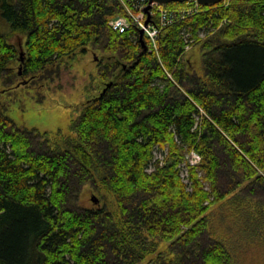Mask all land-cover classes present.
Listing matches in <instances>:
<instances>
[{
	"label": "trees",
	"instance_id": "1",
	"mask_svg": "<svg viewBox=\"0 0 264 264\" xmlns=\"http://www.w3.org/2000/svg\"><path fill=\"white\" fill-rule=\"evenodd\" d=\"M0 6L11 24L0 31L4 86L41 85L89 48L108 53L99 77L112 83L63 144L0 104V264H144L160 244L172 257L147 264H231L207 212L239 189L231 201L264 199V0L206 5L164 27L151 49L136 27L110 25L127 14L120 0ZM198 43L204 76L186 60ZM191 151L201 162L183 170ZM87 184L111 192L116 209L82 207Z\"/></svg>",
	"mask_w": 264,
	"mask_h": 264
},
{
	"label": "rangeland",
	"instance_id": "2",
	"mask_svg": "<svg viewBox=\"0 0 264 264\" xmlns=\"http://www.w3.org/2000/svg\"><path fill=\"white\" fill-rule=\"evenodd\" d=\"M229 3L232 0H224ZM0 31H11L10 22L3 16L0 6ZM208 36L202 30L201 37ZM26 37L16 34L11 42L19 49L25 45ZM186 60L190 71L204 76L203 56L205 54L200 43L189 46ZM108 54V53H107ZM107 54L95 48H89L85 55H79L75 61L65 60L58 74L51 76L41 85L17 86L14 88L4 86L0 81V104H8L7 113L19 125L29 128H39L42 132L49 130L54 142L63 144V137L72 135V121L79 115L82 107L89 99L97 96L104 88L105 82L99 77V63L107 60ZM20 64L16 65V68ZM10 90V92H9ZM59 130H62L60 133ZM156 156L161 157L157 151ZM190 153L185 154L182 164L183 170L188 166H195ZM98 175V173H97ZM100 180L99 175L97 176ZM240 189L231 196L213 205L207 212L212 235L224 242L232 255L231 264H264V199L240 194ZM98 199V202L94 200ZM261 200L263 203H260ZM79 204L86 208H97L107 204L116 209V201L106 188H96L92 184L85 185ZM160 253L168 255V244H160L155 254L148 255L144 264L150 259L157 258Z\"/></svg>",
	"mask_w": 264,
	"mask_h": 264
},
{
	"label": "built area",
	"instance_id": "3",
	"mask_svg": "<svg viewBox=\"0 0 264 264\" xmlns=\"http://www.w3.org/2000/svg\"><path fill=\"white\" fill-rule=\"evenodd\" d=\"M127 11L110 21L114 30L126 32L136 27L148 37V46L157 48V39L164 27L178 20L203 10V4L198 0L164 3L156 0H120ZM195 164L201 162V156L195 151L190 152Z\"/></svg>",
	"mask_w": 264,
	"mask_h": 264
},
{
	"label": "water",
	"instance_id": "4",
	"mask_svg": "<svg viewBox=\"0 0 264 264\" xmlns=\"http://www.w3.org/2000/svg\"><path fill=\"white\" fill-rule=\"evenodd\" d=\"M156 1H160V2H164V3H170V2H184V1H187V0H156ZM199 2L203 3V4H207V5H210V4H215V3H218L222 0H198ZM20 72H21V69H20ZM112 83H108L106 85V88H104V90L102 91V93H105L106 92V89L107 87H109ZM94 200L96 202H98V199L94 198Z\"/></svg>",
	"mask_w": 264,
	"mask_h": 264
}]
</instances>
